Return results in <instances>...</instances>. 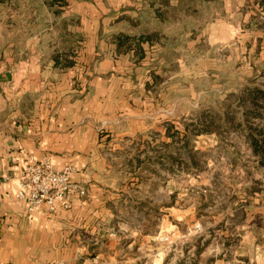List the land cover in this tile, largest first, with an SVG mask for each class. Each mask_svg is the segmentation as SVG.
<instances>
[{
  "label": "rangeland",
  "instance_id": "rangeland-1",
  "mask_svg": "<svg viewBox=\"0 0 264 264\" xmlns=\"http://www.w3.org/2000/svg\"><path fill=\"white\" fill-rule=\"evenodd\" d=\"M141 2L148 17L125 16L110 30L140 71L134 110L95 127L103 145L93 172L67 165L96 201L82 216L70 213L66 229L48 225L25 238V261L264 264V143L258 154L248 135L264 138V106L241 102L248 89L264 88V0L233 21L218 15L236 22L230 32L202 0ZM73 3L0 0V35L38 23L71 64L81 38L70 29L81 21Z\"/></svg>",
  "mask_w": 264,
  "mask_h": 264
},
{
  "label": "crops",
  "instance_id": "crops-1",
  "mask_svg": "<svg viewBox=\"0 0 264 264\" xmlns=\"http://www.w3.org/2000/svg\"><path fill=\"white\" fill-rule=\"evenodd\" d=\"M141 1L74 0L72 14L81 21L70 29L81 38L71 64L66 62L68 55L54 53L56 44L46 39L51 31H43L38 23L0 35V264H34L25 261V238L37 237V230L48 225L66 229L70 213L79 209L82 216L96 201L73 194L67 208L50 211L45 204L29 211L25 201L16 199L15 191L20 172L44 156H50L58 169L73 164L88 168L87 174L93 172L91 164L103 145L95 127L116 125L119 112L130 118L134 104L129 99L140 71L134 52H120L110 30L121 27L125 16L148 17ZM202 1L203 12L210 5L214 18L231 13L233 21L254 0ZM218 21L228 30L236 24ZM14 251L23 253L16 262Z\"/></svg>",
  "mask_w": 264,
  "mask_h": 264
},
{
  "label": "built area",
  "instance_id": "built-area-1",
  "mask_svg": "<svg viewBox=\"0 0 264 264\" xmlns=\"http://www.w3.org/2000/svg\"><path fill=\"white\" fill-rule=\"evenodd\" d=\"M74 172L72 166L56 168L50 156L31 161L20 172L15 197L25 201L29 211L38 210L45 204L50 211H55L59 206L67 208L71 195L84 196L87 192L85 186L74 180Z\"/></svg>",
  "mask_w": 264,
  "mask_h": 264
},
{
  "label": "trees",
  "instance_id": "trees-1",
  "mask_svg": "<svg viewBox=\"0 0 264 264\" xmlns=\"http://www.w3.org/2000/svg\"><path fill=\"white\" fill-rule=\"evenodd\" d=\"M158 12H160V11L158 10ZM129 39H130V36L128 34H126V33L121 34L119 36L120 47L124 46V44L126 42H128ZM247 91H249L248 96L246 95L244 99L242 98L241 102L249 100V98H250V101H246L247 103L250 102V103H252V105H257V106L263 105L264 106V88L263 87L254 86L250 90L248 89ZM248 135H249V137H251L252 146L254 148V151L256 153L260 154L259 148L263 145L264 138L259 137L257 133H248ZM260 159H261L262 163H264V157H261Z\"/></svg>",
  "mask_w": 264,
  "mask_h": 264
}]
</instances>
